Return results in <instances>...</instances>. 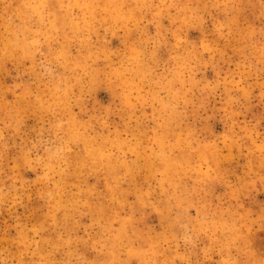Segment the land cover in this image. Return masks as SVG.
<instances>
[{
    "label": "clouds",
    "instance_id": "obj_1",
    "mask_svg": "<svg viewBox=\"0 0 264 264\" xmlns=\"http://www.w3.org/2000/svg\"><path fill=\"white\" fill-rule=\"evenodd\" d=\"M0 264H264V0H0Z\"/></svg>",
    "mask_w": 264,
    "mask_h": 264
}]
</instances>
